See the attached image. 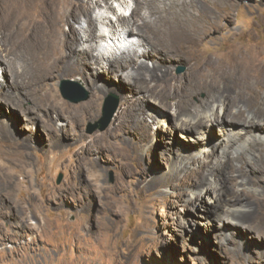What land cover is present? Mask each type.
Masks as SVG:
<instances>
[{
	"label": "rangeland",
	"instance_id": "1",
	"mask_svg": "<svg viewBox=\"0 0 264 264\" xmlns=\"http://www.w3.org/2000/svg\"><path fill=\"white\" fill-rule=\"evenodd\" d=\"M82 1L89 3V0ZM218 2H228L229 5L222 8L221 31L210 35L209 42L204 44V47L211 45V50L214 48L218 53L213 54L206 72L220 90L227 88L231 90V96L241 98L239 104L264 112V0ZM111 3L115 9L92 4L91 12L97 18L99 31L105 24L103 17L107 16L110 26L115 25L117 29L118 15L129 18L136 7V0H111ZM205 6L217 9L218 13V3ZM81 23L85 24L84 18ZM63 28L67 32L70 29L67 24ZM138 37L131 38L126 46L134 42L133 46L137 43L138 47L142 43ZM98 40L93 41L96 53L113 46L112 42L109 45L102 42L104 49L99 50ZM229 52L233 62L220 60ZM117 56L121 57L120 54ZM142 60L153 65V60L139 57V61ZM97 61L92 68L93 75L99 73L102 82L115 87L99 94L94 93L91 82L85 83L79 76H58L53 81L58 98L43 103L62 113L58 117L53 111L56 120L50 128L38 120H27V115L16 112L6 102H0V166L6 168L8 165L9 170L13 168L11 153H6L10 142L2 134L7 128L17 153L29 163L28 170L18 174L19 186L15 188L8 187L7 180L0 176V191L3 190L7 197H0V264H264V199L252 203L251 209L255 208L257 214L252 224L235 225L228 216L230 202L227 203L228 198L223 192L219 195L211 189L207 192L196 188L198 180L190 179L188 174L191 168L202 164L207 166L220 154L219 149L214 150L215 154H205L201 147L194 146L188 138L194 140L201 136L196 130H189L184 136L177 133L172 124L162 125V117L149 112L146 116L151 127L147 136H134L131 141L109 136L124 100L117 76L100 70L105 64ZM171 66L173 75L181 76L187 72L184 59H173ZM2 69L4 66L0 67L1 80L5 79ZM65 80L72 82H63ZM65 83L80 90L81 94H88V98L78 102L65 98L60 90ZM111 95L117 96L118 106L110 123L103 130L89 132L90 128L101 124L105 100ZM92 100L96 104L92 103L88 111L79 108ZM147 101L160 107L150 99ZM236 105L230 107L233 113L230 119L240 109ZM239 111L243 116L234 122L229 121L228 125L245 126V113ZM170 113L174 116L175 111L172 109ZM81 118H84L82 124L77 127L75 121H81ZM257 127L264 129V119L259 120ZM239 131L244 132V129ZM252 131L256 132L254 128ZM219 132L218 126L217 130L207 132L204 149H214ZM78 133L84 136L80 137ZM157 139L168 141V146L158 144ZM95 142L109 144L111 150H117V155L104 149L97 150L96 165L88 168L81 162V150L84 145L93 150ZM187 147L191 149L186 151ZM234 154H243L249 160L253 157L240 151ZM182 157L189 160V167L180 164ZM234 163L239 165L236 161ZM250 164L253 168L256 166ZM250 175L254 176L253 184L239 186L238 179H235L229 182V186L259 195L264 180L258 179L260 174L255 171ZM63 198H68L71 205L67 206ZM193 199L195 203L191 202ZM96 202L98 204H94ZM208 231L210 233L205 234Z\"/></svg>",
	"mask_w": 264,
	"mask_h": 264
},
{
	"label": "bare ground",
	"instance_id": "2",
	"mask_svg": "<svg viewBox=\"0 0 264 264\" xmlns=\"http://www.w3.org/2000/svg\"><path fill=\"white\" fill-rule=\"evenodd\" d=\"M213 3H218V13L217 9H209L205 6V4L212 6ZM92 4L115 9L111 0H89L88 4H84L81 0H0V52H3L0 53V67L4 66L1 72L5 77L3 80L0 79V102H6L16 112L21 111L28 116L27 120H38L50 128L51 123H55L56 120L53 113L55 112L58 117L62 116V113L51 105L43 103L51 98L54 100L58 98L53 82L58 76H79L83 82H91L94 93L99 94L115 87L102 82L103 79L99 73L96 76L93 75L92 68L95 62L100 60L105 64L100 70L108 71L119 79L122 84L119 83L122 88H120V95L124 100V106L117 111L115 125L109 136L121 138L123 141H131L134 136H147L151 127L146 116L149 112L156 117H162L160 122L162 125L172 124L177 133L180 132L184 136L185 132L196 130V133L198 132L201 136L194 140L188 138L193 145L201 147L205 154L214 153L215 149L217 151L219 149L220 154L218 153L219 157L216 161L212 160L207 166L202 164L198 168L192 167L188 173L190 179L198 180L197 189L202 188L203 191L206 189L207 192L211 189L219 195L223 192L227 196L231 211L228 216L232 224L244 226L252 224L257 215L255 208L251 209L254 206L252 203L258 199H264V185L260 186V194L257 195L247 190L238 191L229 186V182L238 179L237 185L239 186L251 185L255 182L254 176L250 175L253 171L260 174L258 179L264 180V166L262 165L264 163V129L257 127L259 120L264 119V112H258L260 109L255 111L244 103L239 104L241 98L231 96V90L227 88L220 90V86H215L206 72L208 64L214 57L213 54L218 55V53L213 50L214 48L211 50V45L204 47V44L209 42L210 35L221 31L219 21L222 8H226L229 3H219L218 0H136V7L131 17L118 15V28L115 29V25L111 27V22L109 23L105 16L103 17L105 24L101 31L98 28L97 18L93 17L91 12ZM82 18L85 24L81 23ZM66 24L70 27L68 32L63 28ZM136 36H139L138 39L142 40V43L138 47L137 43L135 47L133 46L134 42L126 46V43ZM96 39H99V50L105 46L102 42L107 45L112 42L113 46L105 52L96 53L97 48L93 44ZM239 54L238 52L237 55ZM139 57L153 60V65L150 66L147 61H139ZM173 59L185 60L187 64L185 74L181 76L171 74ZM220 60L233 62L230 52ZM232 90V92L235 91V89ZM149 99L164 110L153 106L155 104H150L147 101ZM92 103L96 104L95 100L79 108L88 111L92 108ZM233 105L238 106L239 110L245 113V126L228 125L229 121L234 122L239 116H243L238 110L231 117L232 119L229 118L233 114L230 110ZM172 109L175 111L174 116L170 113ZM91 114L95 115L92 111ZM83 119L75 121L77 127L82 124ZM217 126L220 136L216 134L217 141L214 143V149L207 151L204 149L206 134L208 135L207 132L213 129L217 130ZM245 127L250 129L246 130ZM3 128L6 129V126L3 125ZM253 128L255 133L252 131ZM243 129L244 132L239 131ZM8 131V128L2 130V134L10 142L6 153H11L14 161L10 162L13 168L9 170L8 165L7 169L0 166V176L7 180L8 187L15 188L19 186L18 174L28 170L29 163L23 159L22 154L17 153L16 144L11 138L9 139ZM249 132L251 135L247 136ZM49 134H51V129ZM160 140L157 139L158 144H163V147L164 143L166 145L169 143L168 141L161 143ZM95 145L96 148L93 150L85 145L81 150L80 156L83 160L81 162L88 168L96 165L97 150L104 149L110 153L117 151L115 148V151L111 150L112 148L107 143L97 142ZM186 149L188 151L191 147ZM153 151L155 152L156 148ZM235 151L252 155V160L243 154L235 155ZM103 154L101 155L104 158ZM151 155L154 156L155 153L151 152ZM222 158L225 159L222 160ZM189 163V160L183 158L180 164L186 168L189 167ZM250 163L256 166L253 168L249 166ZM111 164L114 163L111 162ZM219 185L222 186L217 189ZM3 192V190L0 191V197L7 198ZM64 198L63 202L67 206L71 205L67 202L68 198L67 200ZM191 202L195 203V200ZM249 207L251 210L248 209ZM226 225L230 226L228 223ZM240 231L244 232V229ZM209 233L210 231L205 234Z\"/></svg>",
	"mask_w": 264,
	"mask_h": 264
},
{
	"label": "water",
	"instance_id": "3",
	"mask_svg": "<svg viewBox=\"0 0 264 264\" xmlns=\"http://www.w3.org/2000/svg\"><path fill=\"white\" fill-rule=\"evenodd\" d=\"M63 82L71 83L72 80H65ZM66 83L60 86V90L65 98H68L74 102H78L88 98V94H81L80 90L73 89L69 87ZM117 106H118L117 96L111 95L110 97H108L104 103V107H103L104 116L103 119L101 120V124L95 125L94 127L90 128L89 132H92L96 129H100V130L105 129V127L110 123L111 118L117 109Z\"/></svg>",
	"mask_w": 264,
	"mask_h": 264
}]
</instances>
